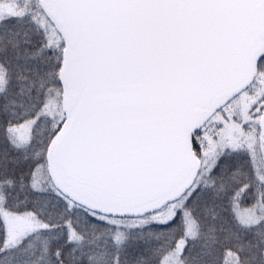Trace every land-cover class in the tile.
I'll use <instances>...</instances> for the list:
<instances>
[{"label": "snow or ice", "instance_id": "snow-or-ice-1", "mask_svg": "<svg viewBox=\"0 0 264 264\" xmlns=\"http://www.w3.org/2000/svg\"><path fill=\"white\" fill-rule=\"evenodd\" d=\"M264 264V0H0V264Z\"/></svg>", "mask_w": 264, "mask_h": 264}, {"label": "rangeland", "instance_id": "rangeland-1", "mask_svg": "<svg viewBox=\"0 0 264 264\" xmlns=\"http://www.w3.org/2000/svg\"><path fill=\"white\" fill-rule=\"evenodd\" d=\"M225 261H226V262H227V261H231L232 264H234V260H233V258H232L231 256L226 257V258H225Z\"/></svg>", "mask_w": 264, "mask_h": 264}, {"label": "trees", "instance_id": "trees-1", "mask_svg": "<svg viewBox=\"0 0 264 264\" xmlns=\"http://www.w3.org/2000/svg\"><path fill=\"white\" fill-rule=\"evenodd\" d=\"M226 257H229V256H226ZM226 257H225V258H226Z\"/></svg>", "mask_w": 264, "mask_h": 264}]
</instances>
